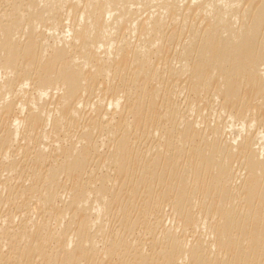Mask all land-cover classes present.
Here are the masks:
<instances>
[{"label":"bare ground","instance_id":"1","mask_svg":"<svg viewBox=\"0 0 264 264\" xmlns=\"http://www.w3.org/2000/svg\"><path fill=\"white\" fill-rule=\"evenodd\" d=\"M11 1L10 11H0L6 63L0 65V110L28 114L14 118L0 147L22 134L24 146L36 147L19 192L11 186L23 168L10 153L8 161L7 155L0 160V209L14 202L27 209L13 219L0 217V264H102L116 251L122 264H264V133L257 132L260 124L264 130L257 118L264 109V0ZM166 28L172 32L168 38ZM58 29L65 31L56 35ZM169 48L175 55L165 57ZM152 57L170 60L155 67ZM9 63L31 68L36 81L15 91ZM153 76L155 91L148 88ZM103 79L113 88L111 101L94 90ZM31 88L36 94L28 98ZM185 90L200 103H218L220 111L208 105L212 111L204 114L207 104L200 105L202 112L191 99L184 117L170 97ZM160 103L168 128L158 130L149 150H135L143 140L130 139L134 129L150 128ZM232 108L235 114H229ZM84 111L90 113L86 118ZM109 111H117L116 118L103 116ZM211 115L219 125L214 117L210 123ZM101 117L111 123L102 127ZM226 125L228 153L225 141L204 133L205 127L214 135ZM253 130L258 135L249 147ZM105 139H112V148L91 167V150L99 151ZM239 144L250 150L245 146L236 157L231 151ZM52 151L57 158L45 170ZM134 164H140L136 172ZM233 166L247 175L234 174ZM137 197L144 200L139 204L145 215L130 220L123 201ZM27 198L40 209H31ZM152 205L159 218L170 215L172 224L151 223ZM114 207L128 225L146 228L152 252L126 230H110Z\"/></svg>","mask_w":264,"mask_h":264},{"label":"rangeland","instance_id":"2","mask_svg":"<svg viewBox=\"0 0 264 264\" xmlns=\"http://www.w3.org/2000/svg\"><path fill=\"white\" fill-rule=\"evenodd\" d=\"M12 1L11 0H0V11H4V10H9L10 11V9L12 8ZM65 10H66V8H65ZM192 16V15H191ZM191 16H189L190 17V19L191 18H193V16H194V18L192 19V20H197L196 18H197V16L196 15H193L192 17ZM191 22H195V21H191ZM169 27H170V29H169ZM167 26V28L169 29V30H175V29H178V31H180L179 30V28H177V27H175V26ZM172 27H174L175 29H173ZM165 29V33H164V35H165V37L166 38H168L167 36L169 35V34H171L172 32L171 31H168V29ZM64 29H66V28H64ZM60 30V29H58L57 30V34L56 35H60L61 34V32H64L65 30ZM169 32H171V33H169ZM175 32H177L176 30H175ZM174 33V32H173ZM170 37V36H169ZM172 38V37H171ZM168 46H169V44H167ZM165 51H167L166 52V54L167 55H165V57H167L168 56V54H170L169 56L171 57V56H174L175 55V51H171V49L169 48V51L168 50H164V52ZM170 51H171V53H170ZM168 56V57H169ZM153 58V64H154V66L155 67H163L164 65H165V61L166 62H168L169 60H170V58H166V60H164V58L163 59H161V58H158V59H156L155 57H152ZM127 60V59H126ZM125 60V61H126ZM124 64H125V66H127V63L128 62H123ZM122 63V65H121V63H120V65L121 66H123L124 64ZM0 65H6V63H5V61H4V58L0 55ZM115 66H118V65H115ZM8 67V69H9V71H11V73H12V79H11V88L12 89H14L15 91H18V90H20V89H22V88H26L27 86H29V85H31V82L32 81H36V79H35V76L33 75V72H32V69L31 68H27L26 66H24L23 67V69H21L22 67H21V65H17V66H11L10 65V63H9V66H7ZM120 67V66H119ZM118 67V68H119ZM124 67V66H123ZM117 68V67H116ZM125 68V67H124ZM0 74H4V70L3 69H0ZM155 75L157 76L158 75V72H156L155 73ZM154 76L152 77V79H151V81L149 82L150 84H148V88H149V90H154L155 88H156V83H157V81L156 80H154ZM183 78H184V76H183ZM183 78H181V80H184ZM178 82H179V80H178ZM177 82V80H176V83H178ZM181 83H180V85H182V83H183V85L182 86H185L184 85V83H185V80L184 81H180ZM96 83V82H95ZM174 83H175V81H174ZM103 84H106V85H103ZM108 84H109V82H107L106 80H100V81H98L96 84H94V85H96V86H94V90L96 91V93L98 92V93H100V95H102V97H104V98H102V99H105L106 100V102L109 100V101H111V99H113V96H114V92H112V90H113V88L112 87H109L108 86ZM185 84H187V82L185 83ZM118 85H120V84H118ZM104 86V87H103ZM106 86V87H105ZM181 86V87H182ZM100 87H103V90H100L101 88ZM107 87H109V88H112L111 90L109 89V88H107ZM129 86H126L125 84L122 86V90H124L125 92H126V90H128L127 88H128ZM147 88V89H148ZM32 89V88H31ZM31 89H29L28 90V98L30 97L29 96V94L31 93L32 94V97H34V95L36 94V92L35 91H33V89H32V91H31ZM8 90H9V81H8ZM155 91V90H154ZM153 91V92H154ZM253 91V90H252ZM251 90H249V92L251 93V94H254L253 92H252ZM30 92V93H29ZM186 92V93H185ZM185 92L183 91V94H181V93H177V95H174V96H171L170 98H172L171 99V101H172V103H174L173 105L174 106H177V107H179L182 111H181V113L183 114L184 113V117H186L185 115L187 114V105L185 106V104L186 103H188L187 101H189V100H193L194 101V104H197V105H201V104H207V102L205 103V102H203V101H206V100H203L201 103L199 102L200 100H201V98H197V101L195 100L196 98H195V96H194V94L192 93V91H186L185 90ZM248 91H247V93H249ZM189 93H190V95H189ZM30 94V95H31ZM99 95V94H98ZM160 95V94H159ZM165 95H166V93H164V92H162L161 93V97L162 98H165ZM192 95V96H191ZM87 96V95H86ZM105 97H107V99L105 98ZM190 97H192V98H190ZM0 98H3V96H0ZM31 98V97H30ZM111 98V99H110ZM195 101H196V103H195ZM185 103V104H184ZM180 105V106H179ZM209 104H207L206 105V107L203 105V107H205L206 109H204V114H206V111L207 112H210L211 113V111H209L210 109H208L209 108V106H208ZM215 105H216V107H215ZM215 105L213 104L212 105V109H215L216 108V110H218V111H220L219 110V107H220V105L217 103H215ZM217 105H219V106H217ZM184 106H185V108H184ZM202 106V105H201ZM199 107V108H201L202 109V112H203V108L202 107ZM208 106V107H207ZM242 107V106H241ZM160 108V109H159ZM184 108V109H183ZM30 109V108H29ZM163 109H165V107H162V104L160 103V105L155 109V111L157 112V115H156V112H154V117H153V119L150 121V123H151V125H150V128H147L146 130L143 128V127H141L142 128V130H141V128H139L140 126H139V124H138V126L134 129V133L131 135V140L132 141H134V140H136V138H137V140L136 141H138V139L139 138H142V144H140V145H138V148L136 147V149L135 150H137V149H139V150H143L142 152H144V151H147V150H149V148L150 147H152V145L151 144H153V143H156V137H157V132H158V130H160V131H162V130H164L165 128H168V120L166 119V117H165V115H163V112L162 111H164ZM186 109V110H185ZM234 109H236V108H234ZM234 109L232 108V113H230L229 112V114H235L236 113V110H235V112H234ZM4 110H6V111H4L3 112V109L1 108V110H0V137L1 136H3L4 134H6V131L9 129V127L10 126H12L11 124H12V121L14 120V118H16V116H17V118L20 120V121H22V119H23V117L24 116H22V115H24L28 110L26 109L25 110V112L22 114L21 112L22 111H18V110H16V112L14 111V112H10L9 111V108H7V109H4ZM31 111V110H30ZM159 112V113H158ZM162 112V113H161ZM259 112V113H258ZM257 112V118L259 119V121H264V109H263V111H262V109L260 110V111H258ZM112 113V114H111ZM113 113H116L117 114V111H113V112H108V114H104L103 116H106V115H108L107 117H105V118H108V117H115L116 118V116L115 115H113ZM210 113H207L208 115L210 114ZM22 114V115H21ZM28 114V112L25 114V115H27ZM84 116H85V118L86 117H88L89 115H90V113L88 114H86L85 115V111H84ZM19 115V116H18ZM113 115V116H112ZM20 117V118H19ZM208 117H210L209 119H210V123L213 121V120H216L215 122H214V124L216 123V122H218V120H219V117L218 116H216V117H214V115H211V116H208ZM212 117H214L215 119H213ZM262 117V118H261ZM16 118V119H17ZM22 118V119H21ZM104 118V117H103ZM102 117H101V119L100 118H98V120L100 121V122H103V124H102V127H103V125L104 126H106V125H109V123H111V122H109V120L107 121L106 119H103ZM118 118V117H117ZM17 119V120H18ZM120 119V118H119ZM122 119V118H121ZM118 120V121H120V123H121V121L122 120ZM209 119L207 118V120H208V122H209ZM213 119V120H212ZM245 119H247V118H245ZM18 120V121H19ZM116 121L114 122L113 121V125H118V121H117V119H115ZM243 120L244 119H240L239 121H238V123L239 124H241V123H243ZM253 120V119H252ZM104 121H105V123H104ZM246 122H244L245 124L249 121H247V120H245ZM14 122V121H13ZM99 122V123H100ZM109 122V123H108ZM212 122V123H213ZM106 123H108V124H106ZM116 123V124H115ZM122 124V123H121ZM213 124V125H214ZM218 123H216V125H217ZM219 125V124H218ZM243 125V124H242ZM241 125V126H242ZM261 125V124H260ZM260 125H259V128L257 129V132L258 133H264V130H262L261 128L262 127H260ZM228 125H226V127L225 126H218V127H221V128H217L216 130V132L215 133H213L214 135H212V133H210V129L208 128L207 129V127H205V130H204V133H208L209 135L208 136H210L209 138H210V140H212V141H221V143L223 142V141H225V144H226V146L229 144L228 142H226V137L227 136H229L228 134H230V133H227L228 131L230 132V130L228 129L229 128V126L227 127ZM43 127H44V125H43ZM49 128V127H48ZM48 128H47V126H46V131H47V133L46 134H48L49 133V131H51V130H48ZM50 128H51V126H50ZM49 128V129H50ZM225 128V129H224ZM226 128H227V130L228 131H226ZM53 129V128H52ZM204 129V128H203ZM208 131H207V130ZM221 129V130H220ZM223 129V130H222ZM260 129L262 130V131H260ZM259 130V131H258ZM218 131H219V133H218ZM254 132V135L252 134L251 136H250V142H249V147L251 146L252 147V143H251V140H253L252 138H254V136H256L257 137V135H258V133H256L255 131L256 130H253ZM5 132V133H4ZM222 132H224L225 133V135H227L226 137H225V135H224V133L222 134ZM227 133V134H226ZM77 134V133H76ZM217 136H216V135ZM78 136H80L79 134H77ZM220 135H222V136H220ZM217 137V138H215V137ZM81 137V136H80ZM79 137V138H80ZM134 137V138H133ZM216 139V140H215ZM223 139H226V140H222ZM22 140H23V134L22 135H20V136H18L17 138H16V141H14V143H12L10 146H9V144H8V147H0V160L2 159V157L4 158V156H6L7 158V160L6 161H8V159H9V153H10V158L13 156V157H15V160L17 161L16 163H17V166H18V168H23V170L21 171V173H16V178H14L15 179V181H14V183L12 182V186H11V189H12V191H14V192H16V190L19 192L21 189H22V187L24 186L23 184H25V181L26 180H24L25 178L28 180V177H29V172L27 171H25L24 169H25V166H26V163L27 162H30V160L29 159H31V155L29 154V153H32V151H34L33 150V148L35 149V147L36 146H34L33 147V145L31 146V145H28V146H30V147H28V146H24L23 145V143H22ZM112 139H110V140H104V141H101V142H99V145H97L100 149H99V151H95V150H91V156H90V164H91V167H93L94 165H95V163H96V161L97 160H101V156L102 155H105V152H106V150L108 151V148L107 147H109L110 149L112 148V146H111V141ZM111 141V142H110ZM136 141H134V142H136ZM103 142H104V145H103ZM109 142V143H108ZM134 142H132V143H134ZM253 142V141H252ZM56 143H57V141H56ZM56 143L54 142V144L56 145ZM102 143V145H100ZM107 143V144H106ZM224 143V142H223ZM223 143H222V145H223ZM242 143V142H241ZM50 144H51V146H52V143L50 142ZM53 144V148L55 147V145ZM242 144H245V143H242ZM264 143H262V146H261V148L263 147L264 148V145H263ZM44 146H46V144L44 143L43 144ZM109 145V146H108ZM239 145H241V144H239ZM103 146V147H102ZM147 146H150V147H147ZM225 145H223V147H224V149H226V153H228V151L231 149L232 150V148L230 147V149H227V148H229V146H231L230 144H229V146H227L226 147ZM245 146L246 145H244L243 147L245 148ZM10 147V148H9ZM23 147V148H22ZM24 147H26L27 148V150H26V148H24ZM32 147V148H31ZM143 147H144V149H143ZM232 147H236V146H233L232 145ZM246 147H248V145L246 146ZM248 147V148H249ZM52 148V149H53ZM107 148V149H106ZM147 148V149H146ZM238 145H237V147H236V150L237 151H234L235 150V148H233V151H231V152H236V153H238ZM241 148V149H240ZM239 148V153L238 154H236L235 153V156L236 155H239V157L240 156H242V153H241V150H243L244 151V148H242V145H241V147ZM11 149V150H10ZM31 150V152L29 151V150ZM228 150V151H227ZM249 150H250V148H249ZM10 151V152H9ZM21 151V152H20ZM24 151V152H23ZM21 154H20V153ZM27 153L30 155H27ZM50 155V156H49ZM54 155H56L53 151L52 152H50L47 156L48 157H46V162H45V164H43L44 165V169L46 170V168L47 167H49L48 165V163H50V161H52L53 160V158H57V156H54ZM233 155H234V153H233ZM30 158H29V157ZM53 156V157H52ZM26 157V158H25ZM237 157V156H236ZM50 158V159H49ZM59 158V157H58ZM26 160V161H25ZM49 162H48V161ZM25 161V162H24ZM21 167H20V166ZM23 165H24V167H23ZM43 165L41 166V167H43ZM140 165V164H139ZM139 165L138 164H134V166H135V168L133 169L132 168V170L134 171V172H136V170L135 169H139ZM233 167H235V166H233ZM232 167V168H233ZM27 168V167H26ZM236 168V167H235ZM235 168H233V170L235 169ZM41 170L43 169V168H40ZM239 170H241L240 168H238ZM237 168L235 169V171L237 172H233L234 174H236V175H238V176H246L247 174H245L246 172H245V170L243 169V171L245 172H243L242 170H241V172L238 170ZM113 170V169H112ZM132 170H130V171H132ZM130 172V174L132 173V175H135V173L134 172ZM238 171H239V173H238ZM112 172V171H111ZM26 173H28V174H26ZM241 174V175H240ZM14 176V175H13ZM13 178V177H12ZM18 179V180H17ZM24 182V183H23ZM2 183H3V180L1 179V181H0V186L2 185ZM21 184V185H20ZM18 185V186H17ZM167 185H169V184H167L166 183V185L165 186H167ZM21 186V187H20ZM164 186V187H165ZM120 187V188H119ZM118 188H119V190L121 189H123V187L121 188V186H119ZM16 188V189H15ZM168 188V186L166 187V189ZM119 190H117L119 193H125V191H119ZM125 190V189H124ZM7 191L8 190H6L5 192H4V194H7ZM139 197H137V199L136 200H129L130 202H128V200H126L125 202L123 201V203L125 204V205H127V203L129 204L128 205V213L127 214H129V216H127V217H129L130 218V220H132V219H138V218H141V217H143V212H145L144 210L145 209H143V204L142 203H144L143 201L144 200H141V199H138ZM31 201V199H26V201ZM138 200V201H137ZM141 200V201H140ZM27 201V202H28ZM30 201H29V203H27V202H25V203H27L28 204V206L30 207L31 205V209H34L35 207L37 208L38 207V209H40L39 208V204L37 205V204H35L34 203V201H32L31 203V205H30ZM139 202H142V203H140L139 204ZM16 204V205H15ZM17 204L18 203H13V206H11L12 205V203H10V205H9V207L8 206H6L5 208L4 207H1V209H0V217H4V218H6V216H7V218H8V215H9V217L10 218H12L13 219V216H15V217H19V216H21L27 209H26V207H25V211L24 212H22V210L20 209L19 210V208H18V206H17ZM131 204V205H130ZM139 204V205H138ZM170 203H168V204H166L165 206L167 207V205H169ZM33 205H34V207H33ZM140 205H142V206H140ZM152 206H154V205H152ZM164 206V207H165ZM16 207V208H15ZM117 207V206H116ZM116 207H114V209L112 210V212H111V214L109 215V217H108V225L110 226V230L111 231H116V229L115 228H118V229H120V230H126L125 232H124V234L125 235H127L129 238H131V239H133L135 242H140V243H143V244H145V247H144V249L146 250V252H148V253H150V252H152V245H151V237L149 236V234H147L146 233V228L144 227V226H141V225H139V226H134V224H132V225H128L127 223H125L124 222V219H123V217H122V215H123V213L121 212V210H119V209H117ZM165 207V208H166ZM35 208V209H36ZM141 208H142V210H141ZM153 208H155V209H152L153 210V214H152V216H151V218H150V222L151 223H158V222H163V223H168V225H171L172 224V221H171V219H172V217L170 216V215H164L163 216V218H161V215H160V218L158 217L159 215H157L156 214V212L158 211L156 208H158V206L156 207V205L153 207ZM61 209V208H60ZM21 211V213H19ZM57 211H59V209H57ZM3 212V213H2ZM18 213V214H17ZM145 215V214H144ZM155 216H157V217H155ZM10 218H9V220H10ZM159 219H161V220H159ZM8 220V222H10ZM133 220V221H134ZM140 220H142V218L140 219ZM6 221H7V219H6ZM155 221V222H154ZM141 222V221H140ZM12 225V226H11ZM16 225V224H15ZM14 224H12V222H10V224H9V226L12 228V229H16V227H14L13 228V226H15ZM141 227V228H140ZM143 227H144V229H143ZM113 229V230H112ZM115 229V230H114ZM110 230H108L107 232H108V235L109 236H111L112 235V233H111V231ZM146 239V240H145ZM151 240V241H150ZM150 247H149V246ZM13 258V257H12ZM119 258V255H118V251H116V255H114L113 256V258H109V259H104L103 260V263L102 264H122L119 260H117ZM117 262V263H116Z\"/></svg>","mask_w":264,"mask_h":264}]
</instances>
